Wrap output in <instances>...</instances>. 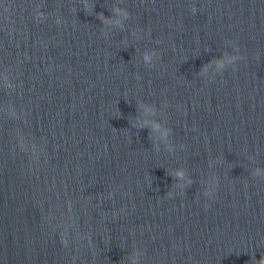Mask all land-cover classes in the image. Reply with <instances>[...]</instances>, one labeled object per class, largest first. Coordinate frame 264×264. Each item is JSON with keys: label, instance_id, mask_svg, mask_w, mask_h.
Instances as JSON below:
<instances>
[{"label": "water", "instance_id": "water-1", "mask_svg": "<svg viewBox=\"0 0 264 264\" xmlns=\"http://www.w3.org/2000/svg\"><path fill=\"white\" fill-rule=\"evenodd\" d=\"M261 259L264 0H0V264Z\"/></svg>", "mask_w": 264, "mask_h": 264}, {"label": "clouds", "instance_id": "clouds-1", "mask_svg": "<svg viewBox=\"0 0 264 264\" xmlns=\"http://www.w3.org/2000/svg\"><path fill=\"white\" fill-rule=\"evenodd\" d=\"M102 15V14H101ZM258 264H264V259L258 261Z\"/></svg>", "mask_w": 264, "mask_h": 264}]
</instances>
